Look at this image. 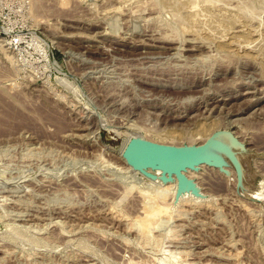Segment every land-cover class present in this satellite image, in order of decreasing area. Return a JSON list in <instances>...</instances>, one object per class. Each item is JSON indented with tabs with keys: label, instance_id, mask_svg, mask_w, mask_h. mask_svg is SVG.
Instances as JSON below:
<instances>
[{
	"label": "rangeland",
	"instance_id": "rangeland-1",
	"mask_svg": "<svg viewBox=\"0 0 264 264\" xmlns=\"http://www.w3.org/2000/svg\"><path fill=\"white\" fill-rule=\"evenodd\" d=\"M217 130L241 189L120 156ZM0 264H264V0H0Z\"/></svg>",
	"mask_w": 264,
	"mask_h": 264
},
{
	"label": "water",
	"instance_id": "water-1",
	"mask_svg": "<svg viewBox=\"0 0 264 264\" xmlns=\"http://www.w3.org/2000/svg\"><path fill=\"white\" fill-rule=\"evenodd\" d=\"M227 134L225 130H217L210 134L201 144L171 145L157 143L140 137H130L120 152V156L132 170L137 171L145 177L152 178L153 175L146 172V168L157 169L160 172L159 180L164 182L170 180L171 176L176 179L174 197L179 196L183 189L194 196L199 195L194 181L188 179L182 172L186 169L195 170L199 164L214 166L223 171L222 166L226 159L231 163L235 174L236 189H241V167L235 151L231 150L218 138V133ZM230 142L235 146L236 142L227 134ZM212 146L222 151L226 157L216 155H202V151Z\"/></svg>",
	"mask_w": 264,
	"mask_h": 264
},
{
	"label": "bare ground",
	"instance_id": "bare-ground-1",
	"mask_svg": "<svg viewBox=\"0 0 264 264\" xmlns=\"http://www.w3.org/2000/svg\"><path fill=\"white\" fill-rule=\"evenodd\" d=\"M231 9V8H230ZM244 13V12H243ZM247 14V13H246ZM240 25V24H239ZM15 118V117H14ZM16 119V118H15ZM22 121V120H21ZM5 123V122H4ZM17 123V122H16ZM22 124V123H21ZM221 131V130H220ZM218 138L221 140V141H223L231 150H233V144H232V142H230V140H229V138H228V136H227V134H223V133H221V132H219L218 133ZM202 153V155H212L213 157H215L216 158V155L218 154V155H221L222 157H226L225 155H224V153L222 152V151H219L218 149H216V148H214V147H212V146H208L207 148H205L204 149V151H202L201 152ZM235 153V152H234ZM235 155H236V157H237V154L235 153ZM122 158V157H121ZM124 161V160H123ZM125 162V161H124ZM126 164V163H125ZM126 166H128V165H126ZM200 166H205V167H209V166H206V165H204V164H200L199 165V168H200ZM129 167V166H128ZM130 168V167H129ZM210 168V167H209ZM131 169V168H130ZM214 169V168H213ZM227 169H230V170H232V168H230V167H228ZM132 170V169H131ZM216 170V169H215ZM133 172H136V173H138L140 176H142L143 178H146L147 180H149V182L151 181L152 183H154V181H158L159 183H161V187H162V184H169V182H172L173 181V179H175L174 178V176H171V178H170V180H168V181H164V182H162V181H160L159 180V178L158 177H156V176H154L153 174H151L150 173V171H153V172H155V171H157V172H159L157 169H150V168H146V172L148 173V174H151V175H153V177L152 178H148V177H145L144 175H142L141 173H139V172H137V171H134V170H132ZM187 171H191V172H198V171H192V170H189V169H186V170H184L182 173L184 174L185 172H187ZM228 172V171H227ZM160 173V172H159ZM230 174V173H229ZM185 175V174H184ZM186 176V175H185ZM176 180V179H175ZM194 184L196 185V183L194 182ZM196 187H197V185H196ZM159 188V187H158ZM163 188V187H162ZM164 188H165V186H164ZM198 188V187H197ZM170 189V188H169ZM161 190V189H160ZM168 190V187L166 186V188H165V190H163V191H167ZM171 190V189H170ZM162 191V190H161ZM169 191V190H168ZM198 191H199V193H200V190H199V188H198ZM170 192V191H169ZM162 193V192H161ZM167 193V192H166ZM185 194H189V195H191L193 198H195V199H199L200 200V198H201V193L199 194V195H197V196H194V195H192L191 193H189L187 190H185V189H183L182 191H181V193L179 194V196H177L175 199L177 200V199H180L183 195H185ZM201 195V196H200ZM158 210V209H157ZM156 211V210H155ZM167 211V210H166ZM160 213V212H159ZM158 214V213H157ZM166 214V213H165ZM159 216H160V214H159ZM153 217H154V213L146 220V222H144L143 224H141V225H139L138 227H137V230L139 229V231L144 235V233L147 231L146 230V228L148 229L149 227V224H151V221H152V219H153ZM148 225V226H147ZM133 226V225H132ZM153 226V225H152ZM152 228V227H151ZM145 231V232H144ZM139 233V232H138ZM142 235V236H143ZM145 235H146V233H145ZM149 235V234H148ZM147 236V235H146ZM144 237V236H143ZM149 237V236H148Z\"/></svg>",
	"mask_w": 264,
	"mask_h": 264
},
{
	"label": "built area",
	"instance_id": "built-area-1",
	"mask_svg": "<svg viewBox=\"0 0 264 264\" xmlns=\"http://www.w3.org/2000/svg\"><path fill=\"white\" fill-rule=\"evenodd\" d=\"M18 40L19 39H18V37L15 34L9 37V43L12 46L18 45L19 44V41Z\"/></svg>",
	"mask_w": 264,
	"mask_h": 264
}]
</instances>
